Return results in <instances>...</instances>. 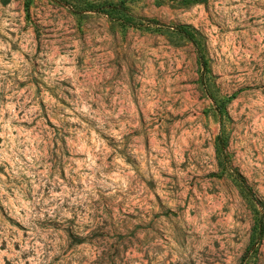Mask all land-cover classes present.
Masks as SVG:
<instances>
[{
    "label": "rangeland",
    "instance_id": "1",
    "mask_svg": "<svg viewBox=\"0 0 264 264\" xmlns=\"http://www.w3.org/2000/svg\"><path fill=\"white\" fill-rule=\"evenodd\" d=\"M0 264H264V0H0Z\"/></svg>",
    "mask_w": 264,
    "mask_h": 264
}]
</instances>
